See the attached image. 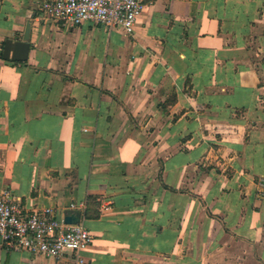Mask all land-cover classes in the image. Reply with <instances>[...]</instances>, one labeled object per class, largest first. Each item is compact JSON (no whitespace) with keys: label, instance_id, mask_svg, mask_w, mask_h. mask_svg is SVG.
<instances>
[{"label":"crops","instance_id":"obj_1","mask_svg":"<svg viewBox=\"0 0 264 264\" xmlns=\"http://www.w3.org/2000/svg\"><path fill=\"white\" fill-rule=\"evenodd\" d=\"M44 1L0 0V196L80 210L85 264H264V0H144L132 35Z\"/></svg>","mask_w":264,"mask_h":264},{"label":"built area","instance_id":"obj_2","mask_svg":"<svg viewBox=\"0 0 264 264\" xmlns=\"http://www.w3.org/2000/svg\"><path fill=\"white\" fill-rule=\"evenodd\" d=\"M143 8L144 0H45L40 5L43 15L55 22L70 27L90 22L126 35L133 34ZM260 196L264 198V185ZM70 208L83 205L71 204ZM0 240L8 248L46 258L75 254L76 264H85L79 254L89 247L92 236L81 222L67 224L50 208L24 210L5 193L0 196Z\"/></svg>","mask_w":264,"mask_h":264},{"label":"water","instance_id":"obj_3","mask_svg":"<svg viewBox=\"0 0 264 264\" xmlns=\"http://www.w3.org/2000/svg\"><path fill=\"white\" fill-rule=\"evenodd\" d=\"M30 22H27L22 38H8L2 48V58L4 60L23 61L27 57L29 50ZM80 210H67L64 215V222L67 224H77L80 221Z\"/></svg>","mask_w":264,"mask_h":264},{"label":"trees","instance_id":"obj_4","mask_svg":"<svg viewBox=\"0 0 264 264\" xmlns=\"http://www.w3.org/2000/svg\"><path fill=\"white\" fill-rule=\"evenodd\" d=\"M87 214V213H86Z\"/></svg>","mask_w":264,"mask_h":264}]
</instances>
